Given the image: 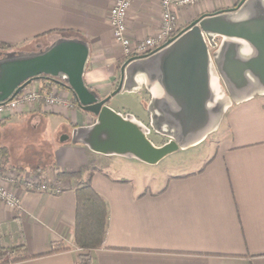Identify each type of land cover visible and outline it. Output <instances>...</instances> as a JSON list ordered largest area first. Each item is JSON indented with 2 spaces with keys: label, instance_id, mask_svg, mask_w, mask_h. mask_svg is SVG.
Segmentation results:
<instances>
[{
  "label": "crops",
  "instance_id": "1",
  "mask_svg": "<svg viewBox=\"0 0 264 264\" xmlns=\"http://www.w3.org/2000/svg\"><path fill=\"white\" fill-rule=\"evenodd\" d=\"M115 1L0 0V43L14 46L0 52L29 48L24 57H0V84L9 81L18 61L38 58L60 45L70 53L79 48L85 55L81 79L87 92L98 101L109 98L107 108L135 125L154 147L149 135L159 134L155 126L177 131L173 142L179 150L200 143L205 135L194 138L214 116L212 158L198 171L169 177L159 190L142 186V167H156L161 160L148 165L131 153L92 150L88 139L97 116L83 111L75 99L73 108L46 112L36 106L3 119L5 173L52 182L53 172L40 170L46 166L42 156L61 172L85 171L108 210L105 239L91 253L90 264H264V92L226 101L218 112L212 110L217 105L208 108L210 94L205 126L186 131L181 106L163 85L164 58L171 45L143 58L125 59L108 25ZM239 3L209 0L177 10V36L201 16L233 9L236 16ZM160 16V0H134L127 15L132 42L152 36ZM51 77L69 83L64 72ZM120 83V92L113 95ZM43 84L36 80L29 87ZM121 95L136 96L138 107L121 104ZM189 123L197 124V117ZM44 143L42 149L48 152H38L36 146ZM15 185L10 186L19 209L11 211L0 202V264H77L81 253L73 242L75 180L59 183L64 188L59 195ZM58 249L64 251L51 253ZM26 256L31 259L11 262Z\"/></svg>",
  "mask_w": 264,
  "mask_h": 264
},
{
  "label": "water",
  "instance_id": "2",
  "mask_svg": "<svg viewBox=\"0 0 264 264\" xmlns=\"http://www.w3.org/2000/svg\"><path fill=\"white\" fill-rule=\"evenodd\" d=\"M238 9L236 16L232 13L236 9L201 16L166 45L171 47L164 58L163 85L180 104L186 131L201 129L207 122L209 47L217 48L214 71L234 101L264 92V0H241ZM217 38L221 39L219 45ZM77 49L70 53L60 45L38 58L18 61L9 81L0 84V103L12 100L43 76L64 72L68 77L67 87L79 107L97 116L98 124L88 139L92 150L131 153L148 165L176 152L179 148L176 142L154 147L135 125L107 108L109 98L98 101L87 92L81 79L85 55ZM246 49L247 55L243 54ZM120 90L121 83L113 95ZM192 116L197 117V124L189 123Z\"/></svg>",
  "mask_w": 264,
  "mask_h": 264
},
{
  "label": "built area",
  "instance_id": "3",
  "mask_svg": "<svg viewBox=\"0 0 264 264\" xmlns=\"http://www.w3.org/2000/svg\"><path fill=\"white\" fill-rule=\"evenodd\" d=\"M133 1L116 0L110 8L107 17L112 37L125 59L143 58L166 46L177 37L178 27L175 12L209 0H160L161 16L158 30L152 36L135 42H132L129 38L127 31V15ZM36 106H41L44 111L50 112L56 107L73 108L74 104L69 93L58 87L41 91L39 87L28 86L12 100L0 103V122ZM22 180L23 186L35 188L37 192L49 194L47 187L40 183L39 179L27 176ZM16 182L17 175L14 173L0 176V202L11 211H17L20 204L19 199L10 186L15 185ZM63 191L64 188L56 186L53 189V194L59 195Z\"/></svg>",
  "mask_w": 264,
  "mask_h": 264
},
{
  "label": "trees",
  "instance_id": "4",
  "mask_svg": "<svg viewBox=\"0 0 264 264\" xmlns=\"http://www.w3.org/2000/svg\"><path fill=\"white\" fill-rule=\"evenodd\" d=\"M238 4V3H237ZM237 4L235 8L237 7ZM47 35V34H46ZM42 37V36H41ZM14 46L4 43H0V50L12 49ZM43 85L40 87L41 91L49 90L52 87H58L60 89H67L71 93L72 91L62 82H59L54 77L43 76ZM71 100L73 104H76L75 97L72 95ZM0 124H3L1 121ZM7 151L5 147H0V176H4L5 169L7 167ZM46 168V167H45ZM51 171L54 174V181L49 183H43L47 187L49 194H53V189L62 182H70L75 180L74 196H75V218H74V235L73 242L77 249L81 251L80 256L77 258V264H90L91 253L101 247L104 242L108 210L103 199L98 195L91 184L89 179L85 178V171L80 170L75 173L61 172L54 164L50 166ZM18 172L24 171L23 169H16ZM43 168L41 171H44ZM39 171L36 169L30 171V174H34ZM23 185L22 178L17 177L15 186ZM29 189V188H28ZM31 191L35 188H30ZM64 251L63 249L54 250L51 253ZM31 259V257L15 258L11 262L16 263L24 260ZM1 264H7L2 262Z\"/></svg>",
  "mask_w": 264,
  "mask_h": 264
},
{
  "label": "rangeland",
  "instance_id": "5",
  "mask_svg": "<svg viewBox=\"0 0 264 264\" xmlns=\"http://www.w3.org/2000/svg\"><path fill=\"white\" fill-rule=\"evenodd\" d=\"M217 45L220 44L221 39L217 38L215 39ZM19 49V48H18ZM28 47L26 48H22V50H17V52H13V55H16L17 58L19 56L20 57H24L25 53L24 51H28ZM11 49H3L0 51L3 52H7ZM216 50L217 48L213 49L211 47H209V56L211 58H214L213 56L216 54ZM22 51V52H21ZM1 53V52H0ZM29 53V52H28ZM10 53H6L5 55H12ZM24 54V55H22ZM5 55H3L1 53V58L4 57ZM214 70V69H213ZM215 72V71H214ZM215 74H217L215 72ZM218 76V75H216ZM220 76H218L219 79V87H220V91H221V97H222V101H220L219 104H217V107L215 109V112H218L222 109H224V107L226 106V101H230L232 98L230 97V95L228 94L226 87L224 85V83L222 82V80L219 78ZM42 78V77H41ZM39 78L37 79L38 81H42L43 80ZM211 93V92H210ZM211 99L213 101V96L211 94ZM118 101H120L121 104H131L134 107H138V98L136 96H128V95H121L118 98ZM138 110V108H137ZM140 111V109H139ZM141 112V111H140ZM143 116V120L145 121V119L147 118L145 116L144 113H141ZM212 118V117H211ZM214 119H211V121L209 122V124L206 126V128H203V130L199 131V134L194 138L197 139L204 136L203 140L196 144L195 146H189L187 148H181L176 152L171 153L169 156L164 157L158 166L156 167H150V168H144L142 167L141 169V183L142 186L148 185L149 188H151L152 190H159L161 189V187H163L167 181V179H169V177L174 176V175H178V174H182V173H189L192 171H198L199 168L201 169L205 163H207L209 161V159L212 158L213 154H214V150H215V141H217V137H214V134L210 133V130L212 129V121ZM157 129V132H159V134H157L155 132H151L149 137L151 138V140L153 141V143L155 144L156 147L165 145L169 142H172L175 140V138L177 137L178 133L177 131H175L174 129L170 128L168 125H157L155 126ZM160 128V129H159ZM156 131V130H154ZM39 139V137H38ZM181 145V144H180ZM79 146V145H78ZM47 147L44 144H42L41 146H36V149L41 151L42 148ZM80 147V146H79ZM42 151L44 153H47L48 151H45V149H42ZM41 164L46 165L45 167H43L45 170V172L51 170L50 169V162L51 160L47 159L45 156H42L41 159ZM34 167V166H33ZM42 168V169H43ZM40 169V170H42ZM35 174V173H34ZM32 177V176H31ZM41 183V181H39ZM79 250V249H78ZM80 251V250H79ZM81 253V251H80Z\"/></svg>",
  "mask_w": 264,
  "mask_h": 264
},
{
  "label": "bare ground",
  "instance_id": "6",
  "mask_svg": "<svg viewBox=\"0 0 264 264\" xmlns=\"http://www.w3.org/2000/svg\"><path fill=\"white\" fill-rule=\"evenodd\" d=\"M249 53L248 49H246L243 54L247 55ZM216 56V54L214 55V57ZM212 59L211 58V65L209 67V89L210 92L213 96V102L209 103L208 108H212L213 106H216L217 104L220 103V101H222V97H221V91H220V87H219V79L218 76H216L217 74H215L214 72V68L212 67Z\"/></svg>",
  "mask_w": 264,
  "mask_h": 264
},
{
  "label": "flooded vegetation",
  "instance_id": "7",
  "mask_svg": "<svg viewBox=\"0 0 264 264\" xmlns=\"http://www.w3.org/2000/svg\"><path fill=\"white\" fill-rule=\"evenodd\" d=\"M217 51V50H216ZM214 57V56H213ZM210 59H211V57H210ZM209 73H210V71H209ZM211 94V93H210Z\"/></svg>",
  "mask_w": 264,
  "mask_h": 264
}]
</instances>
